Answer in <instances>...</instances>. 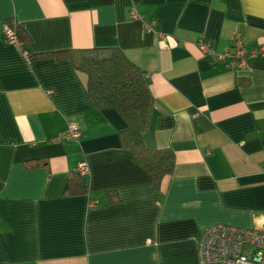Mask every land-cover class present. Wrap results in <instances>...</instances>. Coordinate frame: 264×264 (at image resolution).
Instances as JSON below:
<instances>
[{
  "label": "crops",
  "instance_id": "0c3cea01",
  "mask_svg": "<svg viewBox=\"0 0 264 264\" xmlns=\"http://www.w3.org/2000/svg\"><path fill=\"white\" fill-rule=\"evenodd\" d=\"M235 32L264 47V0H0V264H198L207 225L264 227V53L243 69L219 59ZM93 47L145 75L143 143L174 160L158 187L72 60L39 56ZM69 123L77 141L59 138ZM82 160L87 192L68 194Z\"/></svg>",
  "mask_w": 264,
  "mask_h": 264
},
{
  "label": "trees",
  "instance_id": "16d2710c",
  "mask_svg": "<svg viewBox=\"0 0 264 264\" xmlns=\"http://www.w3.org/2000/svg\"><path fill=\"white\" fill-rule=\"evenodd\" d=\"M8 24L13 27V23ZM14 29L20 42L28 39L22 30ZM45 55L72 60L74 67L85 76L86 90L95 107L113 108L125 120L127 127L120 132L121 143L133 152L137 163L158 187L161 180L171 174L174 160L170 149H151L143 143V134L148 130L154 106L144 73L116 47L53 51L39 56ZM80 175L75 170L69 176L68 194L87 192ZM117 201V194L109 192L108 204Z\"/></svg>",
  "mask_w": 264,
  "mask_h": 264
},
{
  "label": "built area",
  "instance_id": "2783aa9c",
  "mask_svg": "<svg viewBox=\"0 0 264 264\" xmlns=\"http://www.w3.org/2000/svg\"><path fill=\"white\" fill-rule=\"evenodd\" d=\"M133 17L142 18L134 6L130 9ZM3 35L9 43L21 45L15 32L8 23H3ZM199 49L203 53H213L209 43L200 39ZM264 53V47H258L248 53L243 37L235 32L230 47L222 53H216L219 59L230 57V64L236 68L248 67V57L254 53ZM30 60L31 54H26ZM80 137L79 127L69 123L59 138L77 141ZM75 170L79 174L89 172L86 161H80ZM91 203V202H90ZM91 206L93 203L90 204ZM198 264H264V227L246 228L225 224H209L203 236L197 241Z\"/></svg>",
  "mask_w": 264,
  "mask_h": 264
}]
</instances>
